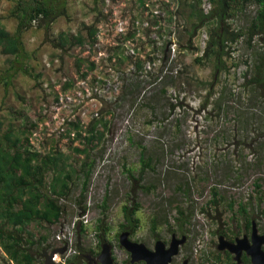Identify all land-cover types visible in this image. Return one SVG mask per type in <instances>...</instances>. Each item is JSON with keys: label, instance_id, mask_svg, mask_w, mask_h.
Segmentation results:
<instances>
[{"label": "rangeland", "instance_id": "obj_1", "mask_svg": "<svg viewBox=\"0 0 264 264\" xmlns=\"http://www.w3.org/2000/svg\"><path fill=\"white\" fill-rule=\"evenodd\" d=\"M13 2L0 0V25L9 32L15 24L9 14ZM195 3L203 13L213 7L210 0H66L68 18L57 16L47 32L31 25L21 34L23 62L30 71L40 72L36 80L17 70L4 86L1 76L11 56L0 52L3 126L9 120L22 121L12 118L10 110L33 114L30 120L41 115L30 145L42 154L61 152V166L70 173L68 190L58 197L59 220L36 227L46 235L40 246L30 249L38 252L37 264H43L42 252L54 247H64L59 261L76 251L97 253L98 233V243L110 244L115 264H144L129 263L128 252L117 242L121 206L131 201L137 205L138 225L129 231V239L151 248L155 239L166 244L171 232L177 237L184 232L178 263L187 254L190 264H224L214 257L221 251L215 247L216 235L235 230L242 217L240 206L264 225V85L256 88L248 80L263 42L255 37L249 46L242 36L220 58L203 56L195 62L210 26V21H197L191 13ZM255 10V3L248 1L226 22L243 28ZM117 21L124 24V35L115 34ZM90 23L97 28L96 45L95 40L86 42L84 26ZM60 31H79L85 43L60 49L53 45ZM74 57L83 58L80 69L87 60H97L84 80L89 86L95 75L104 77L113 87L110 96L77 94L81 86ZM220 60L227 69L215 68ZM67 79L71 86L60 88ZM75 119L83 130L99 122L98 142L87 148L86 156L74 150L85 146L82 139L67 134L72 129L69 121ZM140 155L146 161L143 166ZM128 171L134 177L140 173L139 178L131 183ZM52 174L50 168L46 179ZM213 190L215 204L209 202ZM176 205L184 215L180 228ZM138 210L142 217L136 216ZM0 264H14L1 248Z\"/></svg>", "mask_w": 264, "mask_h": 264}, {"label": "trees", "instance_id": "obj_2", "mask_svg": "<svg viewBox=\"0 0 264 264\" xmlns=\"http://www.w3.org/2000/svg\"><path fill=\"white\" fill-rule=\"evenodd\" d=\"M197 1V0H196ZM213 7L207 13H203L195 3L193 14L197 21H210L208 28V37L204 47L200 49V55L194 57L198 62L203 56L219 57L229 52L231 44L240 37H244L246 45L250 46L253 38L257 37L262 44L263 49L257 56V62L249 82L254 87L264 85V0H210ZM252 1L256 5L254 14L250 17L243 28H232L226 22V19L233 13L240 12L248 3ZM196 5V6H195ZM9 14L15 19L14 29L9 32L0 25V52L8 56L9 65L5 69L2 77V84L5 86L14 76L17 70L30 75L36 80L40 72H32L27 69V64L23 62L25 51L21 40V34L31 25L41 27L44 32L49 29V24L57 17L68 18L66 10V0H14ZM86 29L85 37L88 40L95 39V23L84 26ZM83 35L79 31L73 34L58 32L53 41V45L60 49L69 48L75 44H82ZM83 58L74 57L73 66L80 76H84L87 70L93 67L91 61H87L85 70L80 71V64ZM17 62L18 66H14ZM222 67L227 69L224 62L220 60L218 65L215 62V68ZM257 75H260L258 77ZM71 85L70 80L62 83L61 88L65 89ZM18 95V94H17ZM264 98V96H263ZM57 99V95H54ZM12 118H20V123H12L9 120L4 126L0 120V248L14 264H37L35 255L31 253V248L40 246L45 241L46 235L36 231V227H41L43 223H56L62 213V205L58 202V197L67 190V179L70 176L69 171H64L61 162L64 156L58 150L40 153L33 149L29 142V136L36 129V122L41 118L37 114L36 119L30 120L33 114L25 113L21 110H10ZM98 120L91 122L87 128L82 129L79 120L69 121V127L74 130V137L81 138L85 146L81 149L75 147L74 150L87 155V148H92L98 142L100 130L96 128ZM103 125V124H102ZM3 126V128H2ZM68 134V133H67ZM141 166L146 164L144 158L139 156ZM90 163L83 172L84 178L87 177ZM51 168L52 175L47 180L46 172ZM75 170L76 169H72ZM54 171V172H53ZM127 176L131 183L139 178L140 173L134 177L129 171ZM85 180V179H84ZM83 180V182H84ZM130 191L132 187L130 186ZM213 197L209 202L215 204L216 193L213 190ZM239 213L242 216L245 212L244 206L239 207ZM137 205L131 201L127 205L121 206L123 221L120 227L134 230L138 225V220L134 216ZM175 211L178 216L177 225L180 228L183 219V210L176 205ZM30 225H33L30 227ZM153 227V222L151 224ZM98 230L102 229L101 224L97 225ZM101 239V233H98ZM43 247H48L47 243ZM68 262V258L65 259ZM141 262V261H140ZM67 264V263H66Z\"/></svg>", "mask_w": 264, "mask_h": 264}, {"label": "water", "instance_id": "obj_3", "mask_svg": "<svg viewBox=\"0 0 264 264\" xmlns=\"http://www.w3.org/2000/svg\"><path fill=\"white\" fill-rule=\"evenodd\" d=\"M184 238V235L175 237L172 233L166 247L163 241L155 239L152 248H148L142 242L129 239L126 230L120 231L117 235L118 244L128 252L129 262L140 260L144 264H171L170 258L176 253L179 244L184 241ZM262 243L263 235L256 234L254 226L251 225L250 243L242 236L236 239V244H234L235 247H233L224 241L221 236H218L217 247L232 249L235 258H237L240 250L243 249L245 253L249 255L251 264H264V250L261 247ZM63 250L64 247H54L48 252L43 251V264H54L51 259L52 254L55 252L61 253ZM133 252H135L136 255H134ZM96 258V261L91 260L92 262H89V257H87V264H115L111 255L110 244L107 241H101L99 243V251ZM182 264H185V260L182 261Z\"/></svg>", "mask_w": 264, "mask_h": 264}, {"label": "flooded vegetation", "instance_id": "obj_4", "mask_svg": "<svg viewBox=\"0 0 264 264\" xmlns=\"http://www.w3.org/2000/svg\"><path fill=\"white\" fill-rule=\"evenodd\" d=\"M245 212H243V214H245L246 216H242L241 219L238 220L239 223L235 224V227H234L235 230L234 231H232L230 233H227L225 230H222L219 233H217V235H216L215 247H216L217 250H221V251L220 252L219 251H215V256L214 257L215 258L221 257L222 258V262L224 264H251V262H250L249 255L246 254L243 249L240 250V252L237 255V258H235V254H234V251L232 249H228L227 247L218 248L217 247L218 236H221L224 241H226L229 245H231L233 247H235L234 244H236V239L240 238L242 236H244L246 238L247 242L250 243V232H251V225H252L255 228L256 234H262L263 235V243L261 244V247L264 244V225L261 224L258 219L253 218L252 216H250L247 213V211H245ZM122 230H126L127 233H129V231L131 232L130 229H127V228H124V227H120V231H122ZM172 233L173 232H171L169 234V238H170V235ZM180 235H184V237H185L184 241H185L186 240V234L184 232H180L178 234V237ZM175 237H177V236H175ZM98 241L96 243V246H97L98 251H99V243H98ZM184 241L181 244H179L176 253L171 256V258H170V263L171 264H182L183 260H185V264H190V258H189V255H187V254L184 255V257L180 256L182 258H180V262L179 263L176 261L177 259H179V257L177 256L179 254V247L184 243ZM168 243H169V240H168V242L166 244L164 243V246L166 247L168 245ZM97 253L96 252H85V253H81L80 254L79 251H76L75 254H72L71 256H69V258H68L69 260L66 263L67 264H87L88 263L87 262V257H89V260H90L89 262H92L91 260L96 261L97 260V258H96ZM128 262H129V257H128Z\"/></svg>", "mask_w": 264, "mask_h": 264}, {"label": "built area", "instance_id": "obj_5", "mask_svg": "<svg viewBox=\"0 0 264 264\" xmlns=\"http://www.w3.org/2000/svg\"><path fill=\"white\" fill-rule=\"evenodd\" d=\"M125 23V22H124ZM114 25V24H113ZM112 28V27H111ZM114 29H115V34L117 35V36H121V35H124V33H125V26H124V24L122 25V21H117L116 22V25H114ZM130 31H132V30H130ZM94 37H95V39H93L92 41L91 40H87L86 42H88V43H92L94 40V45H96V44H98L97 43V28L95 29V34H94ZM131 37V36H130ZM85 42H83L82 43V45L84 44ZM158 43V42H157ZM133 46V45H132ZM132 46L129 48L130 49V53H132ZM171 49H173V45H172V43H171ZM104 57H102V59H103ZM107 58H109V59H111L112 60V58L113 57H111V54H107ZM55 60V59H54ZM87 61H91L92 63H93V67L92 68H95L96 67V62H97V60H95V59H92V60H87ZM113 62H115L114 61V59L112 60ZM147 62V61H146ZM132 64H135V61L132 63ZM45 65H48V62H46V64ZM104 65V67H106L107 68V70H109L110 69V72H113V69H111V67H110V64L108 65V66H106V62L103 64ZM112 65H114V63L113 64H111V66ZM146 67H148V65H147V63H146ZM91 68V69H92ZM86 69V68H85ZM85 69H80V71H83V70H85ZM90 70V69H89ZM89 70H87L86 71V73L89 71ZM84 74V76H80L79 74V77H80V81H79V84H80V89H79V92L81 93H79V92H77V94L78 95H84L85 97H91V98H97V97H99L100 99H102V98H106L107 96H110L111 95V93H112V89L111 88H113V87H110V84L108 83V80H106L104 77H101L100 75H95L96 76V79H95V77H94V82H93V84H91V85H89V86H87L86 85V82H85V80H84V78H85V76L87 75V74ZM143 73H147V69H143ZM116 77H114L113 76V79H115ZM68 80V79H67ZM65 81H62V83H64ZM62 83H61V85H62ZM71 84H72V82H71ZM85 84V85H84ZM61 85H60V88H61ZM71 86V85H70ZM58 98V97H57ZM67 133L70 135V136H73L74 135V130L73 129H71V131H67ZM62 253V252H61ZM61 253H58V252H55V253H53L52 254V256H51V259H52V261L54 262V264H64V261H65V258H63L61 261H59V257H58V255H60Z\"/></svg>", "mask_w": 264, "mask_h": 264}, {"label": "clouds", "instance_id": "obj_6", "mask_svg": "<svg viewBox=\"0 0 264 264\" xmlns=\"http://www.w3.org/2000/svg\"><path fill=\"white\" fill-rule=\"evenodd\" d=\"M136 216L139 218V217H142L143 216V213L142 211L138 210L137 213H136ZM54 263V262H53Z\"/></svg>", "mask_w": 264, "mask_h": 264}, {"label": "bare ground", "instance_id": "obj_7", "mask_svg": "<svg viewBox=\"0 0 264 264\" xmlns=\"http://www.w3.org/2000/svg\"><path fill=\"white\" fill-rule=\"evenodd\" d=\"M133 254H134V255H136V253H135V252H133Z\"/></svg>", "mask_w": 264, "mask_h": 264}]
</instances>
